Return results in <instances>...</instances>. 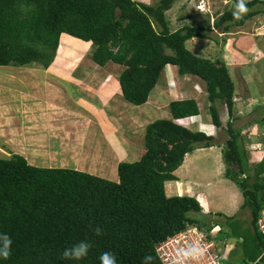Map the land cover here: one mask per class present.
Masks as SVG:
<instances>
[{
  "label": "trees",
  "instance_id": "16d2710c",
  "mask_svg": "<svg viewBox=\"0 0 264 264\" xmlns=\"http://www.w3.org/2000/svg\"><path fill=\"white\" fill-rule=\"evenodd\" d=\"M177 1L148 6L135 0H0V67L48 70L61 36L67 34L96 48L92 59L99 67L109 62L125 67L119 78L121 92L134 106L149 101L168 65L176 66L181 76L200 78L207 86L213 124L223 127L218 102L232 119L223 162L226 177L244 196L241 210L251 212L249 228L236 216L217 214L223 218L219 220L203 214L194 198L167 197L165 183L176 180L174 173L186 155L216 146L214 136L174 121L198 116V103L173 101V119L146 127L144 155L133 163H119L118 182L75 169L36 167L21 155L0 159V233L13 241L10 258L0 264H101L105 252L113 253L117 264H143L146 256L160 264L157 246L188 224L207 231L227 228L217 239L240 241L234 252L243 264H264V238L257 226L264 208V158L250 166L243 130L232 124L235 83L226 64L200 58L186 46L195 38L213 39L210 34L216 29L226 34L244 26L264 14V0L248 1L243 19L226 11L214 27L184 26L172 32L165 13ZM81 241L91 245L88 256L65 259L64 251Z\"/></svg>",
  "mask_w": 264,
  "mask_h": 264
},
{
  "label": "rangeland",
  "instance_id": "374dc122",
  "mask_svg": "<svg viewBox=\"0 0 264 264\" xmlns=\"http://www.w3.org/2000/svg\"><path fill=\"white\" fill-rule=\"evenodd\" d=\"M135 1L148 6H155L160 2V0ZM233 2L234 0H179L171 10L165 13V16L171 31H176L184 25L214 27L222 14L226 11H235ZM202 3L204 10H200L199 7ZM263 26L264 14H261L250 19L245 29H242L243 31L235 27L224 34L216 29L210 34L213 39H193L197 49H193L191 43L187 44V48L200 58L227 63L229 73H232L231 78L238 82L244 75L240 71V66H245L248 58L255 60L256 77L253 78V84L258 91L259 100H264V37H258L257 40L253 38L257 32L256 28ZM249 39H255L258 46L252 51L249 49H247L248 52L242 51L243 45H248ZM95 50L92 44L64 37L59 48V55L57 54L54 64L48 70L38 66L0 67V159H10L13 155H21L34 165L42 164L43 154L38 150L45 146L44 165L74 167L86 170L89 174L97 172L105 167L100 160L92 161V154L100 150L102 141H105L103 134H109L110 128L114 126L116 131L110 136L116 133L121 142L123 139L128 141L131 151H127L132 156L126 160L137 161L146 149L144 141L146 127L159 119L172 120V115L168 116L167 112L169 105L182 98L195 96L202 110V116L207 122L210 121V124L214 123L210 114L211 104L207 86L200 78L181 76L178 69H172L176 66L169 65L162 72L149 98V103L134 106L124 99L121 92L119 78L125 67L109 62L104 68H100L92 59ZM234 68L237 69L232 70ZM236 81L235 83H238ZM107 82L112 83L107 85ZM116 83H118V91L113 87ZM240 85L242 89L239 91L244 90L242 92L244 95L235 103L232 124L237 129H243L242 145L250 166H254L264 158V128H262L264 123H259L264 120V103H258L257 110L260 112L247 115V111L252 110L255 104L247 103L251 95L245 92L246 83ZM217 110L223 127L219 128L213 124L218 130L214 143L220 146L228 139L227 125L230 120L232 122V119L225 117L228 111L220 102L217 103ZM193 120L195 119L182 120L179 124L191 128L190 121ZM97 134L102 141L96 138ZM31 143L38 145L37 150ZM103 149L106 147L103 146ZM255 152H261L262 155L259 156L263 157H255L253 155ZM102 155L108 156L106 152ZM113 159V164L111 162L110 164L115 168L122 159H117L115 155ZM208 167L209 165L206 168ZM213 170L210 166L207 170L208 174L212 175ZM208 177L213 178L214 182L216 176L207 175V179ZM262 180L264 181V177ZM226 190L224 186L218 185L212 202L214 207L228 210L236 206L234 199H229L231 194L227 195ZM202 212L212 214V217L219 220L223 218L217 214L226 216L218 212L205 213L204 210ZM235 216L241 225L249 228L252 221L249 209L240 210ZM220 231L227 232L228 229L220 228ZM228 242H230L228 250H232L233 253L231 251V255H225L222 263L243 264L239 255L234 252L238 250L240 241Z\"/></svg>",
  "mask_w": 264,
  "mask_h": 264
},
{
  "label": "crops",
  "instance_id": "0c3cea01",
  "mask_svg": "<svg viewBox=\"0 0 264 264\" xmlns=\"http://www.w3.org/2000/svg\"><path fill=\"white\" fill-rule=\"evenodd\" d=\"M249 1H252V0H249ZM247 2H248V0H247ZM201 13H203V12H201ZM256 17H254V18H256ZM247 23L248 22H246V24ZM246 24L244 26H242V27H237L236 29H239V31H243L242 29H245L244 27H246ZM184 26H190V25H184ZM183 27H181V28H183ZM258 30H260V31H258ZM256 31L257 32H256V34L253 35V38H255L257 40L258 37H261V36L264 37V26L256 28ZM172 32H174V31H172ZM64 37H66L67 39L74 40V41H79L78 39L73 38V37H71L69 35H66V34L62 35V39ZM195 39H197V38H195ZM255 39H249L250 42H248L249 40H247V43H248V45H246L247 47L245 45H243L241 50L248 52L247 49H249L251 51L253 49H256V47L258 45H257V41ZM193 41H195V40L188 41L186 43V46H187L188 43H191V46L193 47V49H197L195 47L197 44H195ZM86 44H91V43H86ZM254 53H256V51ZM194 55H196V54H194ZM239 57L242 58V56H239ZM231 58H232V56H231ZM255 64H256L255 60H252V59L248 58L247 62L245 63V66H242V65L240 66V68H241L240 71H241L242 75L244 74L242 76V79H240L239 82L235 80L238 83H235V81L233 79V81L235 83V99H234L236 101L235 103H237V101H240L241 100V96L244 95V94H242V92L244 90L242 92L239 91V90L242 89L240 84L245 85V83H246L245 87H246L247 90L245 92H247V94L250 93V95H251L250 96V100H249V98L247 99V103H250V105L252 103L255 104L253 106L252 110L247 111V115H249L250 113H253V112H260V111L257 110L258 107H259L258 103L259 102L260 103H264V100H259L260 97H257L258 91H257L255 85L253 84V78H254V76L256 77V75H255L256 72L254 71ZM167 67L165 69H167ZM100 68H102V67H100ZM172 69H178V68L176 67V68H172ZM236 69L237 68H234L232 70H236ZM113 75L115 76V74H113ZM230 75H232V73ZM184 77H190V75H187V76H184ZM192 77H195V76H192ZM67 80L71 81V79H69V78H67ZM238 80H239V78H238ZM65 81H66V79H65ZM114 81H115V77L113 78V82ZM111 83L107 82V85H110ZM71 84L76 85L75 83H72V82H71ZM117 85H118V83H116V85L113 84V87H115V89H117V91H118ZM151 95H152V93H151ZM182 99H184V100L194 99L198 103V106H199V102H198V100H197V98L195 96L191 97V98H182ZM182 99H178L177 101H181ZM148 103H149V101L145 105H147ZM256 104H258V106ZM199 110H200V114L198 116H194V117H189V118H184L183 119L184 121L190 120V119H195L193 121H190L191 124L189 123L190 125H192L191 128H189L190 126L189 127H187V126L185 127L182 124H179V121L177 123L179 125L187 128V129L191 130V131H193V129H196L193 132H203V133H205L207 135L209 134L211 136H214L215 137L214 141H216L217 138H216L215 135H217V131L218 130L216 129V127L213 126L212 122L210 124V121L207 122L205 120V118L202 116L201 108H199ZM167 112H168V116L172 115L171 112H170V108H169V110H167ZM225 117L229 118L228 112H227V116H225ZM166 119H168V118H166ZM108 126H109V124H108ZM256 126H259V125H256ZM45 128H47V126H45ZM262 128H264V125L262 126ZM114 129L115 128L113 126V127L110 128L109 134H107V133L103 134L104 135V139H105V141L103 140L104 142L101 140L102 138L99 137V134H97L98 136L96 138H98L100 141H102L103 145L100 147V150H96L95 153L92 154L91 160L92 161L100 160L101 163H103V166L105 168H103V170L100 169L97 172H90V174L91 175H95L97 177H101L103 179H107L109 181L118 182L119 181V177H118L117 169H118V165L119 164L117 166H115V168L111 167V164H110V162L112 164L114 162L113 155H115L117 159L118 158L122 159L119 163L128 162L126 159L130 158L132 155L128 154V151L129 152L131 151L130 148L128 147L130 145V143L128 141H125L123 139V142H121L122 140L119 139V137H118L119 135L116 134V133H115L114 136H110L112 133H114L116 131ZM205 129L208 132L204 131ZM72 135L74 136V134H72ZM251 138L253 139V137H251ZM119 142H121V143H119ZM257 144L260 145V143H256V145ZM32 145L35 146V150H37L38 145L36 143L32 144ZM103 146H105L106 149H103ZM215 149H217V151H215ZM253 149H254V147H253ZM38 151L39 152L42 151V154H43L42 155V161H43V163L34 165L31 162H29V164H31L33 166H36V167H44V168H68V167H62L60 165L58 167H56V166L48 167L49 165H44L45 146H43V148H40ZM145 151L146 150H144L142 152V156L144 155ZM222 151H223V145L221 144L220 146L216 145V146H213V147H210V148H199V149L195 150L194 152L187 154L186 157H185L183 165L174 173V175L176 176V180L168 181V182L165 183V190H166L167 197H169V198H171V197H190V198L196 199L199 203H201V201H202V203L205 202L204 204L207 207L203 206V204H202V206H203L202 208L205 211V213H216V212H218V213H223V214H225L228 217H233L238 212H240L241 207L243 206L245 199H244V196H243L242 192L236 186V184L233 181L229 180L225 176L226 167H225V165L223 163ZM105 152H106V154L108 156H106V155L103 156L102 155V154H105ZM253 155H255V157H260V158L263 157V156H259V155H262L261 152H255ZM139 160H137V161H139ZM133 162H136V161H133ZM133 162H129V163H133ZM207 165H209L208 169L206 168ZM215 165H218V167H214ZM210 166H211V169H214L213 172H212V175H209L208 171H207V170H209ZM68 169L79 170L78 168H74V167L73 168L69 167ZM79 171H82V172H85V173H89L86 170H82V169L79 170ZM207 175L208 176H216L214 178V182L212 180L213 178H209L208 177V179H207ZM218 185L224 186L225 189H227L226 190L227 191L226 192L227 195L231 194L229 199H231V200L234 199V201L236 203V206L233 209L224 210V209H221V208L214 207L212 205V202H213V200L215 199V196H216Z\"/></svg>",
  "mask_w": 264,
  "mask_h": 264
},
{
  "label": "built area",
  "instance_id": "2783aa9c",
  "mask_svg": "<svg viewBox=\"0 0 264 264\" xmlns=\"http://www.w3.org/2000/svg\"><path fill=\"white\" fill-rule=\"evenodd\" d=\"M257 226L264 238V208ZM219 232V227L207 231L197 224H188L184 230L168 237L157 246L156 253L160 264H174L178 249L193 243H199L206 248V255L199 261L188 260L185 264H223L225 255L230 254L232 250H228L230 242L217 239Z\"/></svg>",
  "mask_w": 264,
  "mask_h": 264
},
{
  "label": "clouds",
  "instance_id": "9594fccd",
  "mask_svg": "<svg viewBox=\"0 0 264 264\" xmlns=\"http://www.w3.org/2000/svg\"><path fill=\"white\" fill-rule=\"evenodd\" d=\"M199 7L200 10H204L203 3ZM233 7L235 9V11L233 12V16L237 20L243 19L244 15L249 12V8L247 7V0H234ZM202 12L205 13L204 11ZM61 42H62V36L60 39V45ZM59 48L57 51L58 55H59ZM182 120L183 119H178L175 120V122L177 123L178 121L180 122ZM95 231L97 235L102 234L100 228H97ZM12 244L13 241L8 234L0 233V261H6L10 258L12 254ZM90 248H91L90 243L81 241L78 244L74 245L73 247L66 249L63 253V256L65 259L80 261L88 256ZM206 251H207L206 248L201 246L199 243H193L188 245L187 247H182L178 249L176 253V259L174 261V264H185V262L188 260L199 261L201 258H203L206 255ZM99 259L101 264H117V258L111 252L103 253L99 257ZM152 261H153V257L146 256L144 258L143 264H152Z\"/></svg>",
  "mask_w": 264,
  "mask_h": 264
},
{
  "label": "bare ground",
  "instance_id": "6f19581e",
  "mask_svg": "<svg viewBox=\"0 0 264 264\" xmlns=\"http://www.w3.org/2000/svg\"><path fill=\"white\" fill-rule=\"evenodd\" d=\"M187 158H188V157H187ZM185 162H186V161H185ZM204 203H205V202H204ZM204 203H202V204H203V206H206ZM200 204H201V203H200ZM201 206H202V205H201ZM203 206H202V207H203ZM206 207H207V206H206Z\"/></svg>",
  "mask_w": 264,
  "mask_h": 264
}]
</instances>
